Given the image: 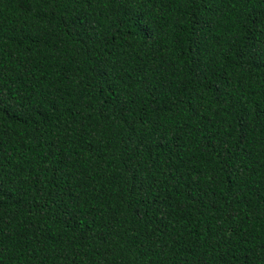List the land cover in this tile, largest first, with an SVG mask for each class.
I'll return each mask as SVG.
<instances>
[{"label":"trees","instance_id":"16d2710c","mask_svg":"<svg viewBox=\"0 0 264 264\" xmlns=\"http://www.w3.org/2000/svg\"><path fill=\"white\" fill-rule=\"evenodd\" d=\"M0 264H264V0H0Z\"/></svg>","mask_w":264,"mask_h":264}]
</instances>
